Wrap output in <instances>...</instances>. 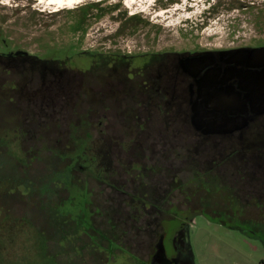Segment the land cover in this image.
<instances>
[{"label":"rangeland","instance_id":"1","mask_svg":"<svg viewBox=\"0 0 264 264\" xmlns=\"http://www.w3.org/2000/svg\"><path fill=\"white\" fill-rule=\"evenodd\" d=\"M55 9L38 0H0V54L22 52L28 56L0 58V264H153L149 262L146 245L150 240L143 224L141 229L131 228L126 238L102 239L100 232H106L109 225L100 180L90 182L95 190L94 226L100 231L95 234L88 232L91 214L85 190L79 186L86 172L75 170L74 184L69 185L70 168L79 158L90 161L93 155L88 151L98 159L95 171L106 167L103 130L122 133V112L101 106L105 100L100 91L106 81L105 63L88 56L100 53L138 57L264 45V0H136L134 4L132 0H84L73 9ZM67 57L72 58L71 63L52 59ZM135 60H131V67L137 66ZM91 65L93 73L87 74ZM51 70L69 72L74 77L66 75L73 78V84L58 85L55 80L60 83L62 79L59 75L54 79ZM40 72H45L43 77L38 75ZM89 84L94 87V95L87 106L84 92ZM41 86L48 88L43 91ZM30 89L40 92L33 95ZM117 96L112 95L114 100ZM27 103H43L39 109L35 107L34 121L45 123V134L50 129L47 134L51 137L47 136L46 141L37 139V126L34 134H26L21 141L29 124ZM104 115L114 123L101 127ZM51 138L58 142H49ZM42 143L49 148L44 152V161L32 165L25 174V161L33 157L30 148L36 152ZM59 155L72 163L54 159ZM201 167L203 173L207 172L209 164ZM195 168L191 166L183 176L182 184H189L186 193L175 190L173 200L176 204L188 194L199 202L193 197L198 191L193 186L203 187L201 200L207 203L204 210L183 212L177 219L185 224L192 264H263L262 190L254 193L250 206L247 200L240 204L247 219L240 206L229 201V192L194 181ZM214 199L223 202L213 206ZM109 208L114 210V206ZM58 213L65 224L57 220ZM188 216L190 219H184ZM40 233L47 238V252ZM171 236L166 238L168 249Z\"/></svg>","mask_w":264,"mask_h":264},{"label":"flooded vegetation","instance_id":"2","mask_svg":"<svg viewBox=\"0 0 264 264\" xmlns=\"http://www.w3.org/2000/svg\"><path fill=\"white\" fill-rule=\"evenodd\" d=\"M132 3H136V0H132ZM4 56L8 60L28 57L22 52L0 54V58ZM88 58L105 63L103 78L106 84L100 90L105 100H102L101 106L107 111L114 108L122 112L119 119L122 133H109L106 129L102 132L101 139L107 154L106 167L95 171L98 159L92 151H88L93 155L90 161L79 158L68 172L70 186L74 184L75 170L86 172L79 186L85 190L91 214L88 232H100L94 226L92 207L95 206V190L90 188L91 180L96 178L100 180L106 205L103 206L104 215L109 225L106 232H100L103 240L126 238L131 228L138 230L143 224L144 233L150 240L146 245L150 251L149 262L192 264L185 224L177 219L183 212L186 214L200 210L207 205L201 200L203 187L200 184L193 186L198 190L193 197L199 202L191 200L188 194L185 200L177 199L176 204L173 201L175 190L184 194L189 187V184L182 182L191 166L196 167V170H192L197 177L194 181L216 185L221 191L229 192V201L234 200L245 217L247 212L241 209L240 204L243 205L242 202L247 200L250 206L258 190H262L259 195L264 198V45L186 54L151 53L138 57L92 53ZM52 59L67 64L72 62L69 57ZM131 60H135L137 66L131 67ZM91 67L93 65L88 68L87 74L93 73ZM44 73L38 75L43 77ZM51 74L54 79L58 75L62 79L60 83L55 80L58 85L67 82L73 84V78L67 76L69 72L51 70ZM47 88L41 86L43 91ZM30 90L33 95L40 92V89ZM84 94L86 105L89 106L94 87L89 84ZM113 94L118 95L115 99L118 104ZM220 100L225 102L222 105L227 106L223 107ZM40 106L27 103L30 125L27 124L28 127L24 129L21 141L26 138V134H34L37 127L39 142L46 141L47 136H50L47 134L50 129L44 133L45 123L36 124L34 121L35 112ZM110 121L114 123L104 115L99 125L107 127ZM127 124L130 125L126 127ZM88 136L91 140L92 137ZM54 140L58 142L55 138L49 142ZM30 149L33 157L25 161V174L32 165L42 163L44 152L49 151L43 143L36 152L34 147ZM52 152L53 149L50 150ZM28 154L32 153L28 151ZM61 155L54 159L68 161L67 165L72 163L69 159L61 158ZM205 164H209V167L203 173L204 168L201 166ZM31 188L34 189V186ZM59 189L68 191L67 188ZM65 200L61 201V205ZM212 201L213 206L223 202L222 199ZM110 206H114V210ZM56 216L60 223L65 224L59 213ZM152 224L153 230L150 229ZM88 232L86 236L91 240L92 236ZM168 235H172L169 249L166 243ZM93 246L91 248L94 249ZM163 246L165 256L160 257Z\"/></svg>","mask_w":264,"mask_h":264},{"label":"bare ground","instance_id":"3","mask_svg":"<svg viewBox=\"0 0 264 264\" xmlns=\"http://www.w3.org/2000/svg\"><path fill=\"white\" fill-rule=\"evenodd\" d=\"M48 6H55V11L60 12L63 9H73L76 5L81 4L84 0H40ZM244 2V0H242ZM75 5V6H74Z\"/></svg>","mask_w":264,"mask_h":264},{"label":"water","instance_id":"4","mask_svg":"<svg viewBox=\"0 0 264 264\" xmlns=\"http://www.w3.org/2000/svg\"><path fill=\"white\" fill-rule=\"evenodd\" d=\"M245 50H247V49H245ZM219 103L222 105V103L224 104L225 102H223L222 100H220L219 101ZM223 107H226V106H224V105H222ZM161 253H160V257H163V256H165V250H164V246L162 247V249H161Z\"/></svg>","mask_w":264,"mask_h":264},{"label":"trees","instance_id":"5","mask_svg":"<svg viewBox=\"0 0 264 264\" xmlns=\"http://www.w3.org/2000/svg\"><path fill=\"white\" fill-rule=\"evenodd\" d=\"M262 227H263V224H262ZM40 236L43 237V241H45V251L47 252V238L43 236V234L40 233ZM41 255V254H40ZM262 263L264 264V261H262Z\"/></svg>","mask_w":264,"mask_h":264}]
</instances>
